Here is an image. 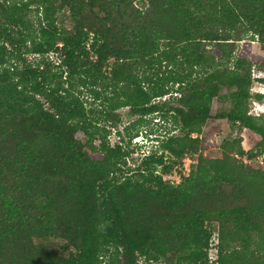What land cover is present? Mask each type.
<instances>
[{
    "label": "trees",
    "instance_id": "1",
    "mask_svg": "<svg viewBox=\"0 0 264 264\" xmlns=\"http://www.w3.org/2000/svg\"><path fill=\"white\" fill-rule=\"evenodd\" d=\"M256 38L264 48V0H0V264H210L214 230L217 264H264V169L243 159L264 156ZM123 108L138 118L111 145ZM159 113L180 133L131 166ZM213 118L255 148L199 153L193 133Z\"/></svg>",
    "mask_w": 264,
    "mask_h": 264
},
{
    "label": "rangeland",
    "instance_id": "2",
    "mask_svg": "<svg viewBox=\"0 0 264 264\" xmlns=\"http://www.w3.org/2000/svg\"><path fill=\"white\" fill-rule=\"evenodd\" d=\"M60 23L66 27L71 28L72 24L68 17V12L63 13L60 17ZM251 47L253 52L264 56V48L259 43L258 39L250 40ZM94 54L92 53V56ZM42 56L38 55L35 57L33 55H29L31 60H36V58H41ZM49 60H53L57 64L59 61L57 55H51L50 57H45ZM95 60V56L92 57ZM254 77L255 81L252 86L253 97L250 98V110L254 113L262 112L260 107L257 104H261L262 108L264 106V97L262 99H257L255 94H263L264 95V71H260L259 69H254ZM166 97V96H165ZM166 99V98H163ZM89 105L91 102H94L93 105L100 104L99 102L92 101V98L88 96ZM224 105L219 102H215L213 106V112H217ZM261 108V109H262ZM122 115V123L119 127H113L110 123L108 125L111 128V133L109 134V141L111 145L116 144L121 140V137L118 135V130L123 131V128L128 125L130 122L135 120L138 117L130 116L129 109L123 108L120 111ZM261 114H264L263 112ZM179 130L175 129L172 119H166L164 113L152 114L148 115L147 121L144 125L139 126V134L137 137H134L131 141V148H134V152L129 159V164L131 166H135L141 158L145 155H148L152 150L158 149L157 146L162 139H166L168 136L172 134H179ZM194 136L199 137L200 139V152L206 156L216 158L221 155L223 149V142L229 138H241L242 144L246 150L255 148L259 139L257 137L252 136L249 131L245 128L238 127L232 128L229 121L226 119H209L206 125L203 127V131L201 133H193ZM125 140H129V137H125ZM99 142V141H97ZM126 144V141H124ZM167 155V160H170L169 154ZM169 157V158H168ZM249 166L262 168L264 169V156L258 157L257 159L249 158L248 156H244L243 158ZM198 160V153L185 156L182 158L174 167L173 171L166 174L164 177L167 180H171L176 182V180H182L184 174H189L190 171L195 168ZM177 183V182H176ZM217 244H218V235L216 231H213V239L210 250V264H217ZM106 260H108L106 258ZM147 264H168L165 261L159 262H149Z\"/></svg>",
    "mask_w": 264,
    "mask_h": 264
},
{
    "label": "built area",
    "instance_id": "3",
    "mask_svg": "<svg viewBox=\"0 0 264 264\" xmlns=\"http://www.w3.org/2000/svg\"><path fill=\"white\" fill-rule=\"evenodd\" d=\"M257 106L260 107V110L264 113V106L262 108L261 104H259V103L257 104ZM262 112H256V113H254L252 110H250V113L253 114V115H260ZM176 182L178 183V182H180V180H176Z\"/></svg>",
    "mask_w": 264,
    "mask_h": 264
}]
</instances>
